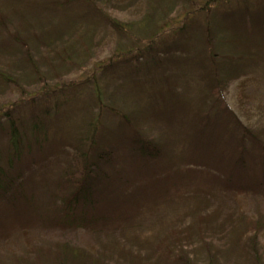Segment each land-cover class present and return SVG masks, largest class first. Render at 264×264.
Wrapping results in <instances>:
<instances>
[{"label": "rangeland", "instance_id": "1", "mask_svg": "<svg viewBox=\"0 0 264 264\" xmlns=\"http://www.w3.org/2000/svg\"><path fill=\"white\" fill-rule=\"evenodd\" d=\"M11 1L0 0L1 124L9 112L21 120L26 135L37 118L47 125L46 147L53 153L77 141L102 108L97 133L104 135L97 137L98 147L107 150L123 138L110 170L114 182L101 194L95 213L103 221L93 227L58 226L56 210L68 186L60 187L53 156L40 157L44 165L23 177L19 216L0 198V264H256L253 235L264 264V187L239 192L224 183L226 169L215 166L220 158L209 156L207 144H200L193 156L191 126L198 123L183 113L201 114L216 100L209 84L213 77L204 69L211 61L207 55L250 45V39L261 55L240 64L233 78L229 67L227 86L218 95L246 128L264 138V43L261 35L254 38L264 22V0H97L96 6L66 2L59 12L42 17L30 12L7 25L3 19L11 12ZM79 14L85 17L81 22ZM227 23L243 24L240 41L230 46L223 42L231 38L223 33ZM52 27L53 41L58 31L63 37L50 50L43 40ZM16 28L17 42L9 37ZM21 46L27 52H19ZM162 76L170 78L180 99L174 94L153 101L146 87ZM95 85L103 94L101 107L94 102ZM212 121L223 125L219 119ZM135 129L163 149L164 158L133 157ZM8 141L0 131L3 156ZM66 246L83 255L65 256Z\"/></svg>", "mask_w": 264, "mask_h": 264}, {"label": "trees", "instance_id": "2", "mask_svg": "<svg viewBox=\"0 0 264 264\" xmlns=\"http://www.w3.org/2000/svg\"><path fill=\"white\" fill-rule=\"evenodd\" d=\"M38 1L39 0H12L11 12L4 16L3 22L9 25L11 23V21H9L10 19L25 16L30 12L38 17L45 16L46 12H59L62 10V7L64 9L66 2H76L79 5L90 2L93 6H96L97 2V0H44L42 6H40ZM81 9L82 7L78 9L79 13ZM97 9L99 11L98 13H102L101 8ZM78 18L77 22H81V19L85 17L82 18L79 14ZM232 24L233 23H227L223 26L225 28H223L224 35H229L231 37L223 38V42L227 46L234 45L240 41L238 32L242 29L243 24ZM114 25L118 28L117 22H114ZM72 26L73 25H70L69 28ZM211 31L212 30L209 31V34H211ZM58 32L60 33L54 36L57 38L55 41L51 39V36H53V27L48 29L45 33L43 43L46 49L52 50L53 47L57 46V43L61 41L63 31ZM242 33L241 31V34ZM258 35H261V41L264 43V22L260 25V30L255 32L254 38L256 39ZM17 36H19V33L16 28L15 34L9 35V37L13 40L16 39L17 42ZM247 41H249L250 45L243 44L239 48H219L217 51H213L207 55V58L211 61L208 65L206 64L204 66V69L208 72L209 76L213 77L209 80V84L210 90L216 96V100H213L214 104L212 103L209 108L205 109L201 114L200 112L191 113L185 109L183 112L186 116L195 117V121L198 123L197 127L191 126L193 132L192 138L193 141H195L192 155L194 156L199 152L200 144H207L206 150L209 156L214 155L220 158L217 160L215 166H220L219 168H221L222 171L226 169L224 183H227L228 186L236 187L239 192H251L252 190L255 191L264 187V138L246 128L236 116L233 115L225 101L218 95V91L221 87L224 89V87L227 86L226 84L229 79L225 77L228 74L226 70L229 69V67L231 71H233L230 72L233 78V75H235L237 71L236 68L238 69L240 64H247V61L251 63L254 60H258V58L255 59V57H258V54L261 55L260 50L253 49V43H251L250 39ZM65 42L67 41H63L60 44ZM32 45L31 47L38 50L37 46L34 44ZM181 49L183 48L181 47ZM150 50L155 53L154 48H150ZM261 50L264 52L263 48H261ZM19 52H27V49L22 47ZM147 52L152 53L148 50L145 51L146 54ZM219 52L222 54L220 55ZM113 66L114 64L111 63V65L107 67L111 69ZM198 68L201 70V66ZM101 69L105 71L108 70L106 67H102ZM216 70H219V72H215ZM221 73L223 74L221 75ZM228 77H230V75ZM155 80L150 81L146 87V92L151 94L153 101L158 102V100L165 99L169 95L174 94L176 95L175 97L180 99L179 93L176 91V87L173 82L170 81V78L162 76L158 82ZM55 97L56 96L53 94V100ZM94 98V102L101 107V105H103V94L98 85H95L94 88ZM58 99L60 98L58 97ZM156 105L160 108L159 104ZM57 106L58 103L55 102L53 105V117L56 113ZM100 110L101 111L91 119L92 122H89V126L87 127V129H89L88 131L86 129L85 133L81 135L77 141L71 142L68 145L58 146L53 153L47 151L45 139L48 137L47 132H45L47 131V125L45 127L44 122L36 118L31 124L29 132L25 135L21 120L16 119L15 116L9 112L6 113L3 117L4 120H6V124H1L0 121V131L4 132L9 138L5 155L3 156L0 153V198L7 199L10 205V213L14 214V216H19V211L16 212V208L18 207L17 198L19 196H24L23 183L25 180L23 182V177L25 173L31 172L33 168L34 172H37L39 167L44 165L40 162V157L43 158L47 156L50 158L53 156V167L58 169L61 173L60 182L62 183H60V187L61 185L62 187L68 186L64 196L60 197V205L56 210L58 213L57 222L60 220L58 226L87 228L93 227L98 221H103L99 219L95 213L98 211L99 199L102 197L101 194L104 192L108 193L109 186L114 182V177L110 176V170H112L113 161L118 154L116 146L123 137L117 139V143L115 141L107 150L103 149L104 147L102 146V149L98 147L101 141H98L97 137L101 139L100 136L103 134L101 132L97 133V129L102 126L100 123L102 120V108H100ZM47 116H50V113H48ZM115 119H122L124 120L123 123L127 120L117 113H115ZM215 119H219L223 125L212 121ZM135 131L136 133L131 135L133 138L130 143L134 149L137 150L135 151L136 153L133 151V157L137 156L143 161L146 159L153 160L164 158L163 149L159 148L151 139L142 135L141 131H137L136 129ZM209 139L225 141L226 144L223 145V142H220V145H212L208 142ZM33 155L34 157L30 159L31 161H24L25 156L30 157ZM205 169H207L206 166ZM215 170L221 172L220 169ZM2 212L7 214V211ZM89 215H91L90 218H88ZM254 227L259 230L260 226L255 225ZM257 229L254 230L257 231ZM255 240V236L253 235L250 238L252 258L256 264H260L258 260V257H260L259 249L254 247L255 243H253ZM62 253L65 256L72 255L74 258L83 255L82 251L69 246L64 247Z\"/></svg>", "mask_w": 264, "mask_h": 264}]
</instances>
